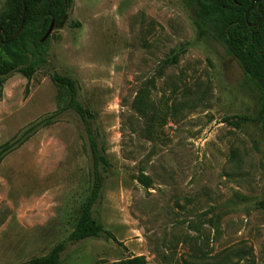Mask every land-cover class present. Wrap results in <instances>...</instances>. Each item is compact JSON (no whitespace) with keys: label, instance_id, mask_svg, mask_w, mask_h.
Returning a JSON list of instances; mask_svg holds the SVG:
<instances>
[{"label":"rangeland","instance_id":"rangeland-1","mask_svg":"<svg viewBox=\"0 0 264 264\" xmlns=\"http://www.w3.org/2000/svg\"><path fill=\"white\" fill-rule=\"evenodd\" d=\"M6 0H0V13ZM29 81L6 78L0 145L56 110L50 74L73 77L110 163L96 217L123 246L93 238L61 264H264V133L260 89L190 0H73ZM175 58L176 63L164 65ZM144 95L147 116L135 101ZM225 118H231L224 121ZM41 128L0 164V264L45 255L71 232L89 160L73 113ZM143 173L152 186L134 176Z\"/></svg>","mask_w":264,"mask_h":264},{"label":"trees","instance_id":"trees-1","mask_svg":"<svg viewBox=\"0 0 264 264\" xmlns=\"http://www.w3.org/2000/svg\"><path fill=\"white\" fill-rule=\"evenodd\" d=\"M195 8L196 27L201 35L212 33L221 40L228 53L239 63L244 73L252 79L260 89L259 105L254 116H234L238 128L242 122L258 123L264 133V19L255 24L264 14V0H190ZM252 2H254L252 4ZM25 18L22 31L10 43L7 40L15 33L21 23L23 13L22 0H6V7L0 13V75L21 65L17 73L27 79L24 89L29 92V81L35 73L48 62V53L52 36L44 42L40 40L45 35L51 22L56 29H61L68 22V14L73 0H25ZM249 10L248 20L245 13ZM71 27H79V22L70 23ZM176 63L175 58L165 60L164 65ZM50 81L57 90L56 110L48 118L39 120L24 128L17 135L0 145V164L12 151L18 149L38 130L57 121L64 113H73L82 125L79 134L84 153L89 160L88 188L81 202L76 220L71 232L65 239L55 244L45 255L33 257L19 264H61L62 256L73 245L79 242L108 238L123 246L115 236L105 229L97 219L96 207L101 203L103 186L110 163L106 148L100 140L95 125V116L79 98V84L66 74L53 72ZM6 78H0V100ZM144 95L135 102L136 111L147 116V106L143 105ZM231 118H225L229 121ZM139 184L149 189L151 178L138 173L134 176ZM264 208V199L259 202ZM124 247V246H123ZM125 249V247H124ZM116 264H148L143 256H133Z\"/></svg>","mask_w":264,"mask_h":264},{"label":"water","instance_id":"water-1","mask_svg":"<svg viewBox=\"0 0 264 264\" xmlns=\"http://www.w3.org/2000/svg\"><path fill=\"white\" fill-rule=\"evenodd\" d=\"M24 2L25 0H22V3H23V13H22V19H21V23H20V26L18 27V29L15 31V33L11 36V38L9 40H7L6 42H4L5 44H8L10 43L12 40H14L17 35L22 31V28H23V25H24V18H25V5H24ZM254 2H252L253 4ZM248 13H249V10L245 13V20L247 21L248 20ZM264 19V14L261 16V18L255 23V24H249L248 23V26H255L257 25L261 20ZM55 29V25L53 22H51L48 30L46 31L45 35L43 36V38L40 40L41 42H44L52 33V31ZM0 34H1V31H0ZM21 68V65H18L16 66L15 68H13L12 70H10L9 72L5 73V74H1L0 75V78H7L9 77L10 75L18 72V70Z\"/></svg>","mask_w":264,"mask_h":264}]
</instances>
